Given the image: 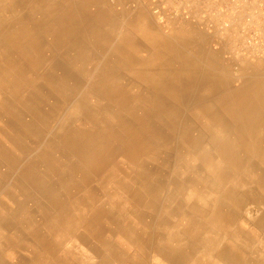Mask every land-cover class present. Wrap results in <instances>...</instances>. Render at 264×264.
I'll return each mask as SVG.
<instances>
[{
    "label": "bare ground",
    "instance_id": "obj_1",
    "mask_svg": "<svg viewBox=\"0 0 264 264\" xmlns=\"http://www.w3.org/2000/svg\"><path fill=\"white\" fill-rule=\"evenodd\" d=\"M76 10L57 0H0V264L22 247L23 226L31 262L51 256L47 264H64L56 258L63 252L94 264L98 250L87 236L112 259L106 222L121 226L136 214L143 224L151 215L121 205L106 210L117 205L111 192L153 209L161 187L150 176L171 171L183 178L177 187L187 196L194 255L179 248L158 256L167 264H264V239L237 226L241 210L254 204L261 208L255 226L264 229V76L243 74L237 87L230 69L205 71L168 42L114 33L109 20ZM101 193L109 195L102 202ZM214 230L235 242L217 247ZM118 232L143 245L130 227Z\"/></svg>",
    "mask_w": 264,
    "mask_h": 264
},
{
    "label": "rangeland",
    "instance_id": "obj_2",
    "mask_svg": "<svg viewBox=\"0 0 264 264\" xmlns=\"http://www.w3.org/2000/svg\"><path fill=\"white\" fill-rule=\"evenodd\" d=\"M61 1L62 3L65 4L67 1H70V0H61ZM72 1H79V0H72ZM219 6H220V3L215 4L214 10L218 9ZM255 6L257 7V4H255ZM255 10L256 8H253L251 12L253 13ZM151 14H152V11H151ZM261 16H262L261 14L254 16L251 22H248L247 19H244V18L238 19V20L237 19H223V18L222 19H217V18L204 19L205 27L211 23L214 26H219L218 31L214 32L212 30L208 31V29H206L207 27L204 28L202 20L186 21V20H181V19H175L169 22L168 24L164 25V24H161L158 21V19L155 18L152 14V18L155 21L157 29L160 31L161 35L160 34L158 35V33H155V34H150V36H153L154 39L158 41V43L159 42L170 43V41H173L174 39L175 40L179 39L180 41L183 39L184 42L186 40L187 42L193 41L195 43L204 44L203 46L209 47V50L203 51V56H204L203 58L214 60L216 56L219 57V54H220L221 62H223L224 65H228L225 67L224 66L221 67V70L224 72V71H228L227 69H230L231 74L233 76V84L237 87H240L241 86L240 81L243 78L242 76L243 74H246L249 78L250 77L255 78L256 75L264 76V46L261 45L260 43L256 44L254 41H252V38L254 37V31H259V30L261 33L259 34V37L264 40V30L262 28L263 27L262 25L264 23V18H262ZM222 22L224 24L225 22H229L230 24H234L236 22L235 25L237 26L238 29L235 30L233 27L231 29L229 28V30L227 29V31L224 32L222 30V26H223L221 24ZM189 25L191 27L197 28L199 30L197 31L198 33L197 34H188V33L186 34L185 31H183V28L184 30H186V26H189ZM176 28L178 29L181 28L179 29V30H182L181 34H172L174 33ZM140 37L145 39L144 36L140 35ZM146 41H147V38H146ZM146 44H147L146 46L149 48V45L151 43L148 41ZM222 48H226L227 50H222ZM193 54H195V56H198V55L201 56V54H199L196 50H193ZM203 68H206V67H203ZM206 69H207L206 71H208L210 68H206ZM100 113H104V111L98 110V113L96 114L98 115V118L100 117L99 115ZM106 117L107 115L101 116L99 121L103 120ZM51 134L52 132L50 130L46 131L47 137L50 138ZM26 142L30 143L31 141L28 140ZM0 162L2 163L1 167L3 171L6 170L5 168L6 165L1 160ZM18 177H19L18 173L14 172L12 174V179L18 178ZM150 177H151V183H154V184L158 183L161 187L160 188L161 194H159L160 200H159V203L156 205L157 207L153 208L155 209L154 211L153 209H150V208L148 209L146 205H141V206L136 207V206L131 205L130 203L128 204L129 199L124 192L116 191V190H113L111 192L116 197L117 205L109 206V204H107L105 205L106 210L108 211L114 210L115 208H117L118 205H121V206H127V208H129L133 212L145 213V214L151 215V219L149 220V218H147V221L143 224L137 220L135 216L136 214L131 218L126 217L125 219H123L120 222L121 226L109 227L110 225L108 224V222H106V226L113 230V234L110 233L104 238V241H106L107 245L110 247L111 253L114 254V257L112 259L111 258L108 259L109 252L107 251V249H105L101 244L97 243L95 239L92 238L91 236H87V233L82 229L84 234L87 236L86 239L88 243L89 242L91 243L89 246L90 247L94 246L96 250H98V256L94 255V257H92L90 255L91 254L90 251L88 250L89 248L82 244V246L86 248L84 249V251L83 250L81 251L84 252L87 258L88 256L89 257L91 256V258L94 259L93 260L94 264L96 262L98 263L103 258L106 259V261L109 262V264H167L166 260L164 258H160L158 254L156 253V250H161V249H164L165 255L168 254V256L171 254L169 252L174 251L173 249H179V248L180 250H183V253L185 254L194 255V252L192 251V247H191L192 245L191 240L192 238L195 237V235L193 234L191 229H190L191 231L190 232L189 229L186 227L187 224H186L185 214L187 210L186 208L187 196L181 195L180 188L177 187V182H180L183 180L182 176L176 175L175 173L172 174V171H171L166 176H163L160 174L159 175L152 174ZM256 177H257V174H256ZM75 179H76V182L80 181V178L79 179L75 178ZM174 180H175V183L173 184ZM79 185L84 186V182L80 181ZM91 186L95 189H98V185L96 184L95 181L92 182ZM252 186L253 185H251V188ZM253 188H255V190L254 189L252 190L254 193H260L259 189L256 188V186H253ZM244 189H247V188H243V190ZM261 194L263 193L261 192ZM81 196L84 197V194L83 195L79 194V197ZM108 197L109 195L105 197L104 193L103 195L101 193L100 197H98V200L102 202L104 201V199ZM145 199L148 202L152 200L149 196H145ZM210 207L211 209L213 208L212 205ZM168 208L170 209L171 214L173 213L170 219H169L170 215L168 212ZM233 208L234 206L231 203L225 204L226 211H229V210L233 211ZM260 209L261 208L257 210L254 204L249 205L248 213L241 210L243 217L241 216L240 218L241 219L243 218V221L237 222L238 227H240L241 229L243 228V229L249 230L250 233H252V235L258 241L264 239V229H261L255 226V222H254L257 220V216H258ZM164 217L169 220L166 223H161ZM205 221L206 220H204V222ZM198 222L199 224L201 223V221H198ZM123 227L124 228L130 227L132 232H136L135 237H137L139 240L142 239L144 241L142 243L143 245L130 244L129 241L126 239V237L123 235H120L121 233L118 232V229L123 230ZM19 229H21V231H23V233L25 234L22 236L20 235L18 236V238H16V240H18L16 241L17 243L20 241H23L21 245H19L22 247L15 248L14 252L13 251L7 252L6 255L4 256L6 263L7 264H16V263L17 264H27L26 262H30L31 264L52 263L51 259L53 257L51 258V256L49 257L47 256L45 260L42 259V263L40 261H35V262L30 261L31 260L30 253H29L30 250H29L28 244L26 243V239L29 238L27 236L28 232L25 231L24 226L23 228H19ZM198 230L200 231V229ZM160 232L166 234V236H161ZM214 234L215 236H213ZM177 235H178V239H174V240L170 239V237L177 236ZM217 235H218V231L216 230H214L210 234L211 240H214V239L220 240V242L216 244L217 247H218V244L221 245L222 243L221 240H224V239L227 241L232 240L231 242H235V239L228 238V237H226L227 238L226 239L224 236H220L222 235V233H220L218 236ZM168 245H169V248H168L169 250H166L165 248H167ZM157 246L159 247L156 248ZM261 246L263 250L261 254L262 253L264 254V248H263L264 243ZM58 257L64 258L63 260L64 264H89L87 260L84 261L85 263L82 260H80V258H82L80 255H74V254H69V253L63 254V252L62 253L59 252L56 258Z\"/></svg>",
    "mask_w": 264,
    "mask_h": 264
},
{
    "label": "crops",
    "instance_id": "obj_3",
    "mask_svg": "<svg viewBox=\"0 0 264 264\" xmlns=\"http://www.w3.org/2000/svg\"><path fill=\"white\" fill-rule=\"evenodd\" d=\"M58 2H61V0H57ZM79 0L77 1H67L66 4L70 7H74L80 15L90 17L93 20L97 19H107L109 20V23L107 25V29L112 30L114 33H127L130 35H141L144 34H155L160 33V31L157 29L156 23L152 18L151 14V5L148 1L141 0L139 2H133V0ZM102 2V3H101ZM98 3H101L100 5ZM94 6H93V5ZM255 6V4H254ZM94 7V8H92ZM85 8V9H84ZM89 8V9H88ZM95 9V10H94ZM82 10V11H81ZM92 10V12H91ZM94 11V12H93ZM96 11V12H95ZM90 13V14H89ZM94 15H93V14ZM93 15V16H91ZM112 15V16H110ZM110 16V17H109ZM110 19H109V18ZM243 19V17H241ZM121 20V21H120ZM203 21V27L204 26V19H197ZM206 21V20H205ZM94 24H98L97 22ZM198 25V24H197ZM194 26V25H192ZM264 30V23L262 25ZM198 27V26H197ZM237 30L236 25H232L231 28ZM219 26H216V32L218 31ZM181 29V28H179ZM178 28L175 29L174 33L172 34H181L182 30H179ZM184 29V28H183ZM193 29V30H192ZM185 33L187 34H197L199 31L197 28L186 26ZM144 33V34H142ZM161 40V38H160ZM170 41V40H169ZM162 43V42H160ZM173 50H178L183 53L187 57L188 60L195 61L198 66L210 68V67H217L220 68L222 65H224L223 62H221V56L219 54V57H216L214 60L203 58V51L209 50V47L203 46L204 44L201 43H195L193 41L185 42L183 39L180 41L179 39H174L173 41H170L168 43ZM151 45H149L150 48ZM156 46V45H155ZM160 44L158 45V47ZM193 50H196L201 56H195L193 54ZM222 50H227L226 48H222ZM197 58V59H196ZM219 58V59H218ZM218 60V61H216ZM211 61V62H210ZM199 63V64H198ZM201 64V65H200ZM211 64V65H210ZM222 64V65H221ZM206 68H203V70H207Z\"/></svg>",
    "mask_w": 264,
    "mask_h": 264
},
{
    "label": "built area",
    "instance_id": "obj_4",
    "mask_svg": "<svg viewBox=\"0 0 264 264\" xmlns=\"http://www.w3.org/2000/svg\"><path fill=\"white\" fill-rule=\"evenodd\" d=\"M141 0H133L139 2ZM151 5V11L161 24H168L172 20L181 19L192 21L197 19H247L251 22L254 16L261 14L264 18V0H145ZM218 9L214 10V5L219 4ZM257 4V7L254 6ZM225 5V6H224ZM256 8L252 13L251 10ZM258 10V11H257ZM236 23V22H235ZM229 22H222V30L225 32L232 25ZM208 24V23H207ZM207 27V28H206ZM205 28L208 31H216V26L209 24ZM260 30L254 31L252 41L264 46V40L259 37Z\"/></svg>",
    "mask_w": 264,
    "mask_h": 264
}]
</instances>
